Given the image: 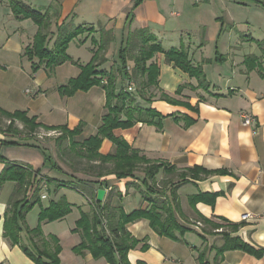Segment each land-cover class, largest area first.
Wrapping results in <instances>:
<instances>
[{"label": "crops", "instance_id": "obj_1", "mask_svg": "<svg viewBox=\"0 0 264 264\" xmlns=\"http://www.w3.org/2000/svg\"><path fill=\"white\" fill-rule=\"evenodd\" d=\"M21 1L43 12L49 10L56 16L51 29L56 37L58 26L62 25L70 29L92 28L93 34L110 32L114 41L103 54L107 63L111 55L115 56L112 51H116L120 43L121 49L133 32L147 29L161 45L157 38L161 33L180 35L175 45L162 47L165 50L187 48L192 63L203 68L206 83L201 85L197 78L164 63V54H157L152 61L160 67L158 87H155L157 96L148 102L137 98L143 102V108L157 112L154 123L137 122L130 128L114 131L151 162L163 165L157 180L170 175L174 178L176 170L181 172L195 167L224 172L188 176L184 183L167 184L162 198L171 204L181 229L174 231L175 238H172L159 235L148 220L130 223L128 232L141 242L128 252L130 264H264V63L260 64L257 59L249 63L247 56L245 59L237 57L238 61L233 58L229 63L217 53L207 58L198 55L197 50L192 51L191 32L201 30L206 14L196 12L194 6L198 3L194 0H174L182 3L183 15L170 12L167 0ZM213 19L216 26L221 18ZM38 29L31 19H16L9 1L0 0V112H26L29 117H36L37 123L55 128L74 130L82 125V132L74 141L83 143L94 136L102 124L106 91L95 86L87 92L62 96L58 88L81 73L79 70L65 81H58V72L66 63L58 67L53 76H49L44 67L40 77L33 74L31 62L24 53L33 44ZM211 42L208 37L207 43ZM133 66L134 63L129 62L128 70ZM117 67L119 65L114 62L105 71L111 74ZM117 77L125 78L124 73H118ZM126 78L128 84L130 79ZM127 84L123 81L122 90L127 89ZM46 88L53 91L57 109H46L49 104ZM244 117H251L254 122L245 125ZM39 130L46 131L39 128L34 135L26 133L15 137L0 131V157L35 171L30 163L11 161L3 142L20 140L21 145H25V139L41 134ZM55 132L60 133V130ZM112 149L113 143L105 139L100 152L108 154ZM5 167V162L0 160V175ZM72 174L86 180L70 186L81 192L86 204L79 208L72 206L71 214L62 220L38 223L44 235L43 241L38 240V243L42 246L44 238L54 237L61 248L59 264H110L104 258H95L87 249L80 250L82 235L74 232L81 212L92 214L94 205L88 195L103 189L106 191L103 204L120 208L112 201L117 191L138 194L140 199L125 198L126 203L121 207L126 214H131L151 208V203L143 199L146 187L140 185L136 190V185H131L128 188L129 183L137 184L136 179L119 180L109 176L97 180L80 173ZM38 175L43 180L51 179ZM111 179H117L121 189L108 181ZM7 183L11 184V190L0 202V264H38L21 245L12 244L5 237L7 202L16 186L14 182ZM7 183L0 190V198ZM214 225L221 228L214 230ZM21 244L31 248L26 232L21 234ZM144 244L148 245L146 250L141 248ZM239 244L249 245L260 252V256L235 248ZM54 246L51 244L49 249Z\"/></svg>", "mask_w": 264, "mask_h": 264}, {"label": "trees", "instance_id": "obj_2", "mask_svg": "<svg viewBox=\"0 0 264 264\" xmlns=\"http://www.w3.org/2000/svg\"><path fill=\"white\" fill-rule=\"evenodd\" d=\"M16 19H31L37 26L38 32L34 38L33 44L25 49V57L31 62L32 73H36L41 67H44L49 76H53L58 67L69 62L71 59L67 54L70 42L86 32H92V28L77 27L70 29L65 26H58L59 33L52 48L48 42L51 37L53 20L55 15L49 10L43 12L33 8L21 0H8ZM114 41L110 32H105V36L100 42L95 41L97 47L94 52L91 63L81 67V73L77 78L70 79L64 86L58 88L62 96H73L78 91L87 92L95 86H101L106 91L108 110L97 133L85 140L83 143L74 141V137L82 132V125L74 130L66 127L55 128L37 123L36 117H29L26 112L17 111L8 113L1 111L0 114L11 122H21L28 135H34L39 128L46 131L55 132L60 130V135L56 139L60 158L66 163L72 173H80L85 176L100 180L109 176H115L117 179H137L136 174L142 170L144 177L141 180V186L146 187L143 199L151 203L149 210L139 209L131 214H126L122 208L112 207L109 203L103 204L97 201V194H89V200L93 201L92 214L81 212V218L76 222L74 232L82 235L80 250L87 249L97 258H104L110 264H130L127 255L131 249L140 245V241L135 239L127 230L130 223L140 220H148L150 227L161 236L174 237V231L180 230L181 227L174 217V209L171 204L163 200L164 187L156 185L157 175L163 165L152 163L139 151L133 149L130 144L123 138L117 137L114 133L117 129H127L137 122L154 123L157 112L151 108H134L126 111V119L122 118L127 104L126 101L133 102L137 98L150 101L147 98V88L158 87V78L160 67L157 63L152 62L157 54H164L165 61L175 68L181 69L195 77L201 85L206 83V78L201 65H194L189 59L188 53L184 48H171L165 50L159 44L155 37L147 29L133 32L127 39V45L120 49V73H124L130 80L137 84L134 93L125 90L116 92V78L108 72L99 71L98 67L107 60L104 52ZM219 60V59H217ZM255 58H249V63L255 62ZM133 62L134 66L128 70V63ZM152 62V63H150ZM107 77V84L103 80ZM114 101V103H113ZM136 112V118L133 114ZM12 126L8 132H11ZM6 132V131H5ZM105 139L113 143V149L108 154L100 152L102 143ZM68 142V143H67ZM11 145H17L16 142H3ZM69 146V147H68ZM68 147V148H67ZM67 151V152H66ZM70 156L67 159V154ZM142 155V156H141ZM142 157V158H141ZM0 160L6 164L5 169L0 175V190L7 182L16 183L12 192L5 213L4 234L5 237L15 245H21L22 248L38 264H59L58 255L61 248L54 237L49 240L44 238V242L39 245L38 240H42L44 235L40 225L31 230L26 225L27 214L37 205H40L39 223L54 222L62 220L72 212V205L62 198L57 202L44 208L41 205V188L35 190L31 199H28L29 187L36 184L39 179V173L29 167H22L16 163H11L5 158ZM82 165V166H80ZM191 170L199 172L203 176L212 173H224L222 171H208L201 167H195ZM50 183H57L62 186L61 182L49 179ZM106 181V180H105ZM107 183V182H104ZM135 183H129L128 188ZM155 185L152 189L151 186ZM61 186H56L60 188ZM72 187L74 185H71ZM137 186V185H136ZM157 186V187H156ZM140 189V188H139ZM214 230L221 228L220 225H214ZM26 232L30 237V249L21 244V234ZM43 241V240H42ZM54 244L53 249L49 246ZM143 250L148 248L147 244L141 246ZM250 254L260 256V252L255 251L247 244L235 246Z\"/></svg>", "mask_w": 264, "mask_h": 264}, {"label": "rangeland", "instance_id": "obj_3", "mask_svg": "<svg viewBox=\"0 0 264 264\" xmlns=\"http://www.w3.org/2000/svg\"><path fill=\"white\" fill-rule=\"evenodd\" d=\"M195 1L198 3V5L194 6V8H196V12H200L201 14L204 12L206 14L203 19L205 24H203L201 30H192L191 32L192 51L197 50L196 53L198 55H202L207 58L214 57L217 53L224 58V61L228 60L229 63L233 62V58L238 61L237 57L245 59V56L257 59V62H260V64L264 63V4L257 0H194V2ZM166 2L170 12L175 11L182 15L184 14V10L180 8L182 3H178V1L176 2L174 0H167ZM198 7H201L200 10ZM215 17L221 18L217 21L218 24L216 26L214 25L215 21L213 19ZM100 35H102L103 38L105 36V32L101 31V33L98 32L94 34L92 32H86L70 42L67 54L71 60L67 62L58 72V81H65V78L71 77L73 74H76L79 70H81L82 66L85 67L91 63L92 55L95 52L94 49L97 47L95 41H100L102 39ZM179 36L180 35L174 32H170L161 33L157 38L161 41L163 47L169 48L171 45H175V43H177L176 41L180 39ZM208 37L212 40L211 43H207ZM56 39V36L51 35L48 42L50 48L54 46ZM243 39L244 41H242ZM119 45L122 46L121 43ZM120 46L116 51H112L115 56H110V60L108 63L106 62L107 64L105 68L103 64L98 67L99 71L106 72V68L112 66L114 62L120 65ZM183 48L187 51V48ZM199 49H202L201 52ZM224 61L222 60L221 63L223 64ZM164 63H166L165 60ZM43 71L44 70L41 67L34 74L40 77ZM118 73H120V69L117 67L111 75L116 78V92H121L123 81L127 84V76L124 74L125 78L117 77ZM46 91L49 98V104L46 106V109H57V106L55 105L57 103L53 97V91L49 88H46ZM146 92L147 98H151V100L157 96V91L154 86L147 88ZM130 99L131 98L126 101L127 107L122 114L123 119L127 118L126 111L130 109L133 110L134 108H142L141 105H143V102L139 101V99L132 102ZM107 111L108 110H106V112ZM55 113H58V111H55ZM133 116L136 118L138 115L135 112ZM10 126H12V130L9 133L14 134V137L15 135L27 133L26 130L22 129L23 126L19 122L14 121L11 125V122L6 118L1 117L0 114V131H6L8 133V131H10ZM40 133L41 134L36 137L25 139V145H21L20 140L12 139H8L5 142H16L17 145L7 143L4 145L5 153L11 161L15 160L21 164L30 163V166L33 169H36L35 171L39 174L46 175L49 178L62 183V186L57 183L51 184L49 180L39 178L36 184L29 187L28 199L32 198L37 188H41L40 195H47L49 197L47 200L41 201V205L44 208L48 207L51 202H57L62 198H65L75 208L83 207L86 204L84 196L79 190L71 188L70 186L78 185V182L84 183L86 180L81 176L73 175L70 172L71 169L68 165L61 161L59 156L60 152L58 151V146L56 144V139L58 138L59 133L46 131H40ZM21 141L23 140L21 139ZM69 154L71 153L68 152L66 156L70 161ZM19 160L27 162L22 163ZM188 176H200V173L191 169H186L181 172H177L176 170L174 178L171 175L165 176L162 180H157L156 178L155 183L161 187H165L167 184H181L186 181ZM136 177L137 186L134 187V189L136 188V190H139V188H141V180L144 177L142 170L137 172ZM108 181L114 183L113 185H115V187H119L121 189V186L117 184V179H111ZM57 185L61 187L57 188ZM154 187L155 185L151 186L152 189ZM10 190L11 184L7 183L4 186L0 202H3V200L8 196ZM122 192L123 193H119L117 191V193L112 197L113 203L120 206V208L124 205V203H126L125 198H127V200L135 198L140 199L138 194L128 195L126 191ZM40 209V205H37L26 216L25 221L27 227H38L37 224L39 223Z\"/></svg>", "mask_w": 264, "mask_h": 264}, {"label": "built area", "instance_id": "obj_4", "mask_svg": "<svg viewBox=\"0 0 264 264\" xmlns=\"http://www.w3.org/2000/svg\"><path fill=\"white\" fill-rule=\"evenodd\" d=\"M257 1H259L262 4H264V0H257ZM103 84H107V79L103 80ZM135 89H136L135 83L132 80H129L128 84H127V89L125 91H127V92L132 94V93L135 92ZM253 122H254V120L251 117H244V124L245 125H251ZM46 198H47V195H42L41 196V200H44Z\"/></svg>", "mask_w": 264, "mask_h": 264}, {"label": "water", "instance_id": "obj_5", "mask_svg": "<svg viewBox=\"0 0 264 264\" xmlns=\"http://www.w3.org/2000/svg\"><path fill=\"white\" fill-rule=\"evenodd\" d=\"M105 194H106V191L103 190V189H100L97 193V201L102 203L104 201V198H105Z\"/></svg>", "mask_w": 264, "mask_h": 264}]
</instances>
